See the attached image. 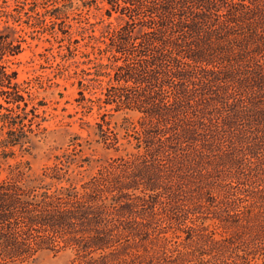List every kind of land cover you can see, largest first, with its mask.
Listing matches in <instances>:
<instances>
[{
  "label": "trees",
  "instance_id": "16d2710c",
  "mask_svg": "<svg viewBox=\"0 0 264 264\" xmlns=\"http://www.w3.org/2000/svg\"><path fill=\"white\" fill-rule=\"evenodd\" d=\"M28 4L17 0L12 23L0 9V157L27 150L45 129L38 111L45 103H34L30 80L12 66L25 41L14 22L39 23L43 14L56 21L92 7L105 25L96 34L99 21L86 17L79 34L95 53L88 60H96V79H107L101 96L79 93L87 107L135 112L138 151L81 183L57 164L29 183L27 161L7 163L4 176L0 170V264L28 262L44 250H70L72 264H264V0ZM103 135L117 142L108 130ZM197 181L210 187L228 234L200 232L194 240L188 225L189 240L173 243L166 229L191 218L186 188L196 193Z\"/></svg>",
  "mask_w": 264,
  "mask_h": 264
},
{
  "label": "rangeland",
  "instance_id": "374dc122",
  "mask_svg": "<svg viewBox=\"0 0 264 264\" xmlns=\"http://www.w3.org/2000/svg\"><path fill=\"white\" fill-rule=\"evenodd\" d=\"M21 1L28 6L31 0ZM14 7H17V0H0V9H5L3 21L13 22L8 13L16 12ZM78 12L76 10L69 17L56 21H51L49 14H43V20L39 23L34 19H30L32 24L14 22L21 29L25 41L22 42V52L14 59L12 66L17 69L20 80H30L34 103L38 100L45 103L38 108L44 116L40 126L45 129L31 137L27 150L16 147L14 156L0 157L2 176L6 173L3 168L7 163L27 161L30 165L29 183H36L41 178L45 166L55 164L67 169L65 177L69 181L81 183L111 159L138 151L132 129L137 122L135 112L109 110L111 105L100 107L97 102L91 108L87 107L86 100L79 93L83 90L86 98L101 96L107 78L101 76V83L96 79V60H88L94 58L95 53L92 47L85 45L88 37L83 38L79 34V26L84 24L86 17L91 22L99 21L94 24L96 34H99L105 25V21L99 20L102 11L92 7L89 13H82L84 15ZM22 16L26 19L25 15ZM104 130L117 138L115 144H108ZM202 181L193 184L192 190L196 193L186 188L188 198L185 201L193 208L189 214L191 218H186L179 226L166 229L173 243L189 240L188 225L196 228L192 236L194 240L201 241L200 232H211L217 238L228 234L222 226L218 206L214 205L216 201L206 193L210 187ZM211 190L218 200L219 187ZM196 201L203 206L195 208ZM72 256L70 250L57 254L44 250L31 261L7 264H72Z\"/></svg>",
  "mask_w": 264,
  "mask_h": 264
}]
</instances>
